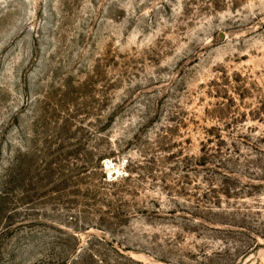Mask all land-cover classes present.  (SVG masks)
<instances>
[{"label":"rangeland","instance_id":"rangeland-1","mask_svg":"<svg viewBox=\"0 0 264 264\" xmlns=\"http://www.w3.org/2000/svg\"><path fill=\"white\" fill-rule=\"evenodd\" d=\"M0 264H264V0H0Z\"/></svg>","mask_w":264,"mask_h":264}]
</instances>
